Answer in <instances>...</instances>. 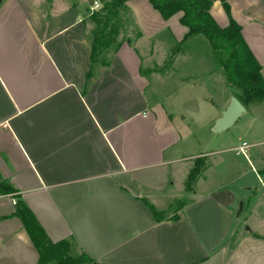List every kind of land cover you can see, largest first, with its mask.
<instances>
[{
    "label": "crops",
    "instance_id": "obj_1",
    "mask_svg": "<svg viewBox=\"0 0 264 264\" xmlns=\"http://www.w3.org/2000/svg\"><path fill=\"white\" fill-rule=\"evenodd\" d=\"M95 1L106 0H0V180L14 189L0 191V264L39 260L14 215L17 195L52 241L73 238L100 263L264 264V153L244 140V156V141L226 137L201 150L197 112L213 110L212 132L233 96L212 97L223 59L186 57L200 34L184 39L181 13L165 19L148 0H128L130 35L102 61L89 37ZM224 2L264 77V0H213L220 26ZM170 73L185 101L152 94V77ZM199 157L193 195L166 212L174 169L186 185Z\"/></svg>",
    "mask_w": 264,
    "mask_h": 264
},
{
    "label": "rangeland",
    "instance_id": "obj_2",
    "mask_svg": "<svg viewBox=\"0 0 264 264\" xmlns=\"http://www.w3.org/2000/svg\"><path fill=\"white\" fill-rule=\"evenodd\" d=\"M111 7H112L111 1L106 0L90 17L91 27L89 31V37L93 44L95 56H98L102 61L108 60L112 56L114 51L117 49L119 43L126 40V38L130 35V29H132L131 17L129 15V12L125 10L126 8L125 5L124 8L120 6V10L117 16L114 15V12L112 13L111 11H109ZM117 8L113 7V11L115 10L118 11L119 8L118 9ZM162 36H163L162 39L163 41L161 39H157L155 41L156 42L162 41L169 45L172 41L171 36L169 34H165ZM191 42H192L191 45L189 46L187 45V48L190 47V52L188 53V55H186V57H188L189 55L192 56L193 54L191 53H194L193 56H205L206 57L205 61L207 62L211 61L210 57H214V59L217 61L218 59L216 58H219L220 60L223 59L224 55L222 54V51L213 50L210 42L202 34L197 35L193 39H190L188 43L190 44ZM163 45L161 44V46ZM171 51L172 52L174 51L173 48ZM206 52L208 53V55L206 54ZM145 57L147 56L142 54V58L145 59ZM153 57H155L156 59L160 58L157 55ZM145 67H147L146 64H144V68ZM176 72L180 73L178 69L176 70ZM220 72L221 73L219 75V79L213 82L211 85L213 86L212 91L214 93L212 94V97L214 99V102L217 103V105H220L222 102H224L227 99L230 93H232L233 95L237 96L238 99L248 108V111L242 115V117L239 119L237 124L234 127H232L230 131H223L224 133L222 132L219 133L220 135H218L211 132L207 127V123L209 122L210 117L213 115V110L207 106H205L204 109H201L200 107L199 111L197 112L198 113L197 118L200 127L198 129L199 135L202 138L201 150L212 151L213 149H215L216 146L215 142L217 138L226 137L238 143L244 140L248 142L255 141L258 144L253 151L258 152L260 154L264 153V97H259V96H254L251 98L247 97L246 95H244L241 88H239L238 86H231L227 82L226 73L223 70L222 65ZM183 74L190 78L192 76L188 72L187 73L183 72ZM176 77H177L176 73H170L167 76H163V75L161 76L159 74L154 75L152 79L157 83L156 82L152 83V94L154 90V92L156 93L155 97H158L160 99L166 97L163 100H167L169 99L167 98V94L169 95L171 93L176 92L177 95H176V99L174 100L180 102L185 101L187 98L185 96V92H187L186 91L187 89H182L181 91V88H179L175 83L171 82V79L175 80ZM166 105L169 106V104ZM193 105L195 106L196 104ZM250 110L254 111V113L251 114ZM237 158H239L240 161L244 160L243 155H240V157ZM205 164H206L205 157H199L196 160V164L194 168L199 169L198 175L194 178L191 177L190 181H189V177H190L189 175L186 185H184L183 183L184 180H182L178 176L177 169H174V178H173L174 185L172 186L171 191L167 193L164 197L168 199L180 197V199L174 202H170L167 199L165 205H168L169 202V204L171 205L170 207L171 209H168L167 207L166 212L175 213L178 210L179 206L186 201L185 198L187 196L190 197L193 195V192L190 191L194 188L195 180L200 175L201 171L205 167ZM184 188L186 192L184 191ZM248 224L249 222L246 223L247 226Z\"/></svg>",
    "mask_w": 264,
    "mask_h": 264
},
{
    "label": "trees",
    "instance_id": "obj_3",
    "mask_svg": "<svg viewBox=\"0 0 264 264\" xmlns=\"http://www.w3.org/2000/svg\"><path fill=\"white\" fill-rule=\"evenodd\" d=\"M109 1L112 5L109 11L114 12V15L117 16L120 6L124 8L128 0ZM148 1L165 19L181 13L180 23L188 28L184 39L202 34L214 50L222 51L224 55L222 65L227 82L231 86H238L244 95L249 98L254 96L264 97V77L261 73V66L245 42L241 25L232 17L227 3L224 2L223 6L229 22L226 26H220L210 11L213 0ZM113 7H118V11H113ZM198 172L199 169L194 168L190 173L189 181L191 177H196ZM0 191L13 193L14 189L0 180ZM16 197L14 215L20 217L38 251V264H106L96 261L85 251L78 249L73 238L52 241L33 211L19 195ZM152 210L157 215L156 210L154 208ZM173 218L175 219L176 215Z\"/></svg>",
    "mask_w": 264,
    "mask_h": 264
},
{
    "label": "water",
    "instance_id": "obj_4",
    "mask_svg": "<svg viewBox=\"0 0 264 264\" xmlns=\"http://www.w3.org/2000/svg\"><path fill=\"white\" fill-rule=\"evenodd\" d=\"M246 106L238 99L237 96L233 95L230 98V102L222 114L217 118L211 128L213 133H220L228 130L234 125L239 117L245 112Z\"/></svg>",
    "mask_w": 264,
    "mask_h": 264
},
{
    "label": "built area",
    "instance_id": "obj_5",
    "mask_svg": "<svg viewBox=\"0 0 264 264\" xmlns=\"http://www.w3.org/2000/svg\"><path fill=\"white\" fill-rule=\"evenodd\" d=\"M95 7L98 8L99 7V3L97 1H95L94 3ZM250 145L248 144V142L244 141L241 143V145L238 148V151L243 154L244 156H247V153L249 151Z\"/></svg>",
    "mask_w": 264,
    "mask_h": 264
}]
</instances>
